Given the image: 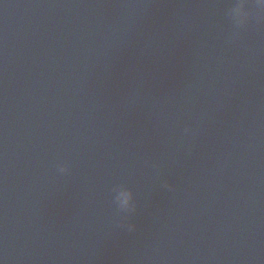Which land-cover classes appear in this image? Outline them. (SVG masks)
<instances>
[{"label":"water","instance_id":"95a60500","mask_svg":"<svg viewBox=\"0 0 264 264\" xmlns=\"http://www.w3.org/2000/svg\"><path fill=\"white\" fill-rule=\"evenodd\" d=\"M239 2L0 0V264H264V8Z\"/></svg>","mask_w":264,"mask_h":264},{"label":"clouds","instance_id":"9594fccd","mask_svg":"<svg viewBox=\"0 0 264 264\" xmlns=\"http://www.w3.org/2000/svg\"><path fill=\"white\" fill-rule=\"evenodd\" d=\"M258 6L261 8H264V0H257ZM231 15L236 18L239 21H243L244 18L248 15L246 12V5L241 0V2L237 3L231 12ZM60 171H65L64 167H60ZM131 201V194L128 192H121L119 197H118V202L120 203L121 207H128Z\"/></svg>","mask_w":264,"mask_h":264}]
</instances>
